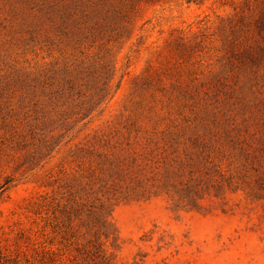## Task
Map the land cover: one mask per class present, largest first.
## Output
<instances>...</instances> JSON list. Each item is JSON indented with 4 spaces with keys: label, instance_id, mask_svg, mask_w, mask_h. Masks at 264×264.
<instances>
[{
    "label": "rangeland",
    "instance_id": "1",
    "mask_svg": "<svg viewBox=\"0 0 264 264\" xmlns=\"http://www.w3.org/2000/svg\"><path fill=\"white\" fill-rule=\"evenodd\" d=\"M0 264H264V0H0Z\"/></svg>",
    "mask_w": 264,
    "mask_h": 264
}]
</instances>
